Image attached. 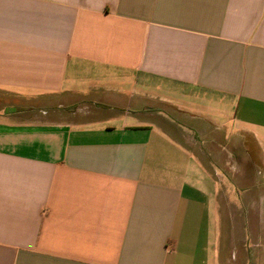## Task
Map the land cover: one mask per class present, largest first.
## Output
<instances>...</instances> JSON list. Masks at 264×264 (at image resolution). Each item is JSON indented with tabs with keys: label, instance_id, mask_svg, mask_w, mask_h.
I'll list each match as a JSON object with an SVG mask.
<instances>
[{
	"label": "crops",
	"instance_id": "1",
	"mask_svg": "<svg viewBox=\"0 0 264 264\" xmlns=\"http://www.w3.org/2000/svg\"><path fill=\"white\" fill-rule=\"evenodd\" d=\"M0 264H264V0H0Z\"/></svg>",
	"mask_w": 264,
	"mask_h": 264
}]
</instances>
